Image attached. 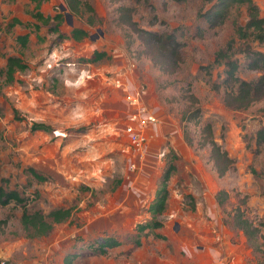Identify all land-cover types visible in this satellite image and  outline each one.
<instances>
[{
    "label": "rangeland",
    "instance_id": "374dc122",
    "mask_svg": "<svg viewBox=\"0 0 264 264\" xmlns=\"http://www.w3.org/2000/svg\"><path fill=\"white\" fill-rule=\"evenodd\" d=\"M90 1L97 18L92 25L76 14L68 23L58 7L66 6L64 0L40 3L43 14L61 13L62 32L72 26L87 30L80 40L57 41L40 22L37 29L7 26L13 16L36 22L30 15L33 2L0 0V66L8 54L27 63L11 81L0 75V177L24 197L28 211L70 208L48 232L36 235L22 227L19 203L0 204V258L12 264H64L76 252L70 264H257L264 254V145L255 142L254 132L264 126V91L243 108L226 105L231 84L223 80L224 66L212 60L230 43L239 77L255 79L264 67L246 66L242 40L229 18L209 25L197 16L208 2ZM253 1L264 15V0ZM127 13L138 27L173 31L180 42L173 71L153 64L132 25L122 20ZM238 19L245 20L242 7ZM26 31L28 41L21 46L15 35ZM252 45L264 53V41ZM93 49L108 56L80 61ZM82 69L88 76L79 80ZM138 89L157 121L143 127L136 143L124 129L134 127L125 95ZM32 123L45 128L33 130ZM207 123L232 159L223 174L214 168L210 144H203ZM169 161L174 168L158 215L161 226L145 229L134 246L135 226L149 219L148 203ZM26 166L46 178L36 181ZM219 190L226 193L222 203ZM236 207L256 226L254 238L232 224ZM104 236L121 242L105 254L87 253Z\"/></svg>",
    "mask_w": 264,
    "mask_h": 264
},
{
    "label": "trees",
    "instance_id": "16d2710c",
    "mask_svg": "<svg viewBox=\"0 0 264 264\" xmlns=\"http://www.w3.org/2000/svg\"><path fill=\"white\" fill-rule=\"evenodd\" d=\"M33 2L30 15L36 20V22H24L13 16L7 26H11L14 23L23 24L25 27L33 26L35 29L39 27L38 22L46 24L50 31L56 33V40L61 41L63 39L80 40L87 35V30L83 27L72 26L68 32H62L59 29V23L61 20V13L54 12L53 14H43L39 9V5L44 0H29ZM66 7L72 14H76L78 17H82L87 25H92L97 20L95 10L90 0H64ZM210 3L203 11H199L197 16H201L209 25H215L222 23L226 18H229L234 34L241 39V46L239 47L248 68L261 69L264 67V53L253 47L252 41L262 42L264 41V15L259 12L257 4L253 0H202ZM242 7L245 20L241 23L238 19L239 8ZM231 8L236 9V14L231 15ZM127 10H129L127 8ZM124 20L127 24L132 25L131 28L136 31L143 44V49L153 64L158 68L173 71L179 63V46L180 42L175 38L173 31L155 32L149 29L136 26V23L132 21L130 13L126 14ZM15 40L21 46H24L28 41V31L15 35ZM231 44L227 43L224 48H219L214 53L213 62L221 63L224 66L223 73L224 78L229 82L230 88L225 91L224 103L234 108H243L255 100L264 91V71L255 79H243L237 74L239 62L236 58L230 54ZM230 51V52H228ZM108 56L104 50L93 49L90 55L81 57L80 61L92 63L102 59V57ZM27 67V63L22 57L14 54H8L5 56V61L0 66V75L3 76L5 81H11L14 78V73L19 70H23ZM197 109V107H196ZM12 112L16 118L17 111L12 107ZM31 129H43L44 125L40 123H32ZM202 135L204 139L203 144H210L209 154L212 159L215 170L218 174H223L231 164V157L227 154L220 144L216 143L212 137L210 125L207 123L202 127ZM254 140L256 143L264 145V126H260L254 132ZM174 168V163L169 161L164 167L159 183L155 189L154 196L150 200L147 206V211L150 214L148 220L137 223L135 226V237L133 238V245L140 244V235L145 232L144 230H153L161 226V220L158 215L162 213L165 208V202L167 197V180ZM25 172L33 177L36 181H41L46 176L36 170L32 166H26ZM8 178L0 177V204L4 205L10 201L19 203L22 207L19 220L22 227L33 234L39 235L48 232L54 222H58L64 219L70 213L69 207H56L50 209L47 213H42L39 210L28 211L25 208L24 197L15 188L7 186ZM226 193L223 190L217 192V201L222 203L225 199ZM231 222L234 226L241 229L249 239L254 238L256 235V226L245 216L243 209L236 207L231 215ZM155 236L162 237L159 233H154ZM120 240L111 236L101 237L99 240H94L92 248L87 251L92 255H101L107 252V248L117 246L120 244ZM134 246L132 248H134ZM76 253V252H75ZM75 253H70V257L64 260V264H70L71 257ZM257 264H264V254L260 257Z\"/></svg>",
    "mask_w": 264,
    "mask_h": 264
},
{
    "label": "built area",
    "instance_id": "2783aa9c",
    "mask_svg": "<svg viewBox=\"0 0 264 264\" xmlns=\"http://www.w3.org/2000/svg\"><path fill=\"white\" fill-rule=\"evenodd\" d=\"M84 69L81 70V74H79V80L83 76H88ZM115 85H119V80L115 78L113 80ZM126 101L133 106L132 112L128 115L130 121L134 123V127L132 124H127L124 129L131 133L132 140L136 143L143 138L142 130L143 127L148 126V128L154 127L156 125V117L153 113L148 111V108L145 106L143 101V95L141 90H135L130 93L128 92L125 95ZM0 264H12L4 258H0Z\"/></svg>",
    "mask_w": 264,
    "mask_h": 264
},
{
    "label": "water",
    "instance_id": "95a60500",
    "mask_svg": "<svg viewBox=\"0 0 264 264\" xmlns=\"http://www.w3.org/2000/svg\"><path fill=\"white\" fill-rule=\"evenodd\" d=\"M58 7H59V9H60L61 11L64 12V16H65V18L67 19V22L70 23V22H71V18H72V13L69 12V11H67V10H66V6L63 5V4H59Z\"/></svg>",
    "mask_w": 264,
    "mask_h": 264
}]
</instances>
